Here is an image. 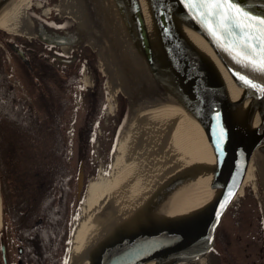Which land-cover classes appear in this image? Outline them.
I'll return each instance as SVG.
<instances>
[{
	"label": "water",
	"instance_id": "1",
	"mask_svg": "<svg viewBox=\"0 0 264 264\" xmlns=\"http://www.w3.org/2000/svg\"><path fill=\"white\" fill-rule=\"evenodd\" d=\"M5 1L0 0V9ZM144 1L154 37L141 0H108L107 22L114 33L125 38L129 47L124 43V47L118 44L117 48L109 44L107 28L95 9V0H82L84 26L72 16L55 10L60 0H51L49 4L57 14L54 22H45L29 11L34 34L27 39L46 46V52L56 62L46 56L42 58L56 67L62 62L89 63L94 58L105 77L104 92L111 111L118 115L121 100L128 108L122 132L134 114L133 97L147 92L156 97L177 95L195 104L210 119L221 140L188 151L113 224L89 238L69 264H137L144 258H153L156 264H224L221 251L216 249L218 231L245 189L259 158L264 156V71L253 63L259 60L258 53L264 45L257 33L237 27L234 21H224L222 25L219 13L213 14L215 10L210 11L204 0ZM236 3L256 15H264V0H236ZM179 20L196 31L222 64L180 28ZM92 42L106 47L110 66L122 74L128 93L121 87L123 81L116 84L114 80L110 84L99 49ZM249 44L255 47L250 48ZM8 45L35 75L26 52L15 42ZM237 90L244 92L234 97ZM211 158L218 161L222 174L212 202L169 211L168 204L183 183ZM261 185L264 193L262 181ZM83 186L81 163L77 175L78 198ZM0 205L2 210L1 176ZM259 209L264 234L261 204ZM3 255L8 264L5 247Z\"/></svg>",
	"mask_w": 264,
	"mask_h": 264
},
{
	"label": "bare ground",
	"instance_id": "2",
	"mask_svg": "<svg viewBox=\"0 0 264 264\" xmlns=\"http://www.w3.org/2000/svg\"><path fill=\"white\" fill-rule=\"evenodd\" d=\"M81 3L82 0H60L55 10L61 15L72 16L83 25L86 17L81 18V8L83 9ZM141 3L147 25L151 28L145 1L141 0ZM33 4L32 0H6L0 9V29L5 33L22 34L26 37L33 35L32 20L28 15ZM41 5L43 4H37ZM95 9L107 28L109 44L114 48H117L118 44L122 47L124 44L128 46L125 38L116 31L114 33L107 22L105 14H109L110 11L108 0H95ZM178 24L205 52L217 58L194 29L181 20ZM151 33L154 37L152 28ZM85 34L89 36L87 30ZM92 43L99 49L103 71L109 76L110 84L112 85L114 80L116 84L123 81L121 87L128 93L129 88L125 85L122 74L110 66L111 61L108 59L106 47ZM217 60L221 63L218 58ZM114 66L116 67V64ZM243 92L237 90L233 96L238 97ZM133 102L136 104L134 114L120 136L109 167V176L102 177L98 184L89 189L79 218L74 224L70 240L72 245L69 246L71 257H74L79 248L94 234L113 224L118 216L136 202L142 192L170 171L188 151L206 146L210 141L221 140L214 125L201 108L177 95L156 97L153 93L144 92L136 94ZM256 173L264 183V156L259 158L248 182L254 183ZM221 179L218 161L215 158L206 160L173 196V203L168 204L169 211L178 207H202L210 204ZM137 264L156 262L153 258H144Z\"/></svg>",
	"mask_w": 264,
	"mask_h": 264
},
{
	"label": "flooded vegetation",
	"instance_id": "3",
	"mask_svg": "<svg viewBox=\"0 0 264 264\" xmlns=\"http://www.w3.org/2000/svg\"><path fill=\"white\" fill-rule=\"evenodd\" d=\"M32 1L34 4L30 13L33 16L48 23L55 21L57 14L53 12L54 9L47 14L43 8L44 5L49 6L51 0ZM38 3L43 5L37 6ZM11 42H15L22 51L26 52L41 85L35 83L30 70L8 45ZM45 48L47 47L42 43L37 41L34 43L22 34L5 33L0 29V63L2 65L3 59L6 60L5 65L10 73L9 80L15 81L14 83L11 81L13 87L21 90L22 100L32 107L31 111L39 115L41 123H44V129H38L36 134L31 131L32 126L29 124L15 128L19 133H15L6 142L9 149L5 151L6 155L0 158L3 206L0 220V264H5L3 247H5L8 264H23L29 251L28 239L33 228L35 208L53 189V178L57 174L59 176L66 174L71 177L69 176L71 167L69 171H65L66 164L71 163V157L75 154L68 153L66 158L61 155L59 149L65 143L61 141L62 135L59 133L65 127L69 129L67 137L70 138L68 140V147H70L75 132L71 126L78 121L73 120V123H69L70 125H59L56 116L68 115V110L72 109L76 112L78 108H81V104L83 106L82 102H84V114H86L90 102H94L95 105L96 100L100 101L102 98L101 123L95 131L100 126L104 129L110 124L115 125L113 118L109 122L104 121L109 117L110 109L105 102L104 77L98 65L94 63V58L89 63L62 62L63 64L56 67L42 58L46 56L56 62ZM57 51L62 53L59 48ZM101 77L102 94L98 89V79ZM72 115L74 118L75 114ZM112 116L117 117L115 114ZM81 119L80 116L79 122ZM226 224L230 225L229 222ZM235 228L231 231L235 234L233 238H230L228 232L232 244L230 249L225 246L228 251L225 248L221 251L224 264H264L262 233L260 232L261 235L256 233L252 224L244 221H236Z\"/></svg>",
	"mask_w": 264,
	"mask_h": 264
},
{
	"label": "trees",
	"instance_id": "4",
	"mask_svg": "<svg viewBox=\"0 0 264 264\" xmlns=\"http://www.w3.org/2000/svg\"><path fill=\"white\" fill-rule=\"evenodd\" d=\"M59 24V23H58ZM6 60L3 59V64L0 65V158L5 156V151L9 149L7 141L15 134L19 133L15 128L24 125H31V131L36 134L39 130H43L44 123H41L39 115L34 114L25 101L21 98V90L13 87L10 82L9 69L5 65ZM100 75V73H98ZM31 74L37 85H41L39 78ZM101 76V75H100ZM99 77V76H98ZM99 92L102 88V77L98 79ZM89 104L88 111L80 121V128L77 136L78 147L76 164V171L73 173L72 169L68 177L62 174L53 178V189L43 197L40 204L34 211V222L32 232L28 239L29 251L23 260V264H63L64 258L67 255L70 240L72 237L71 220V203L73 199H77V189L75 186L77 180L78 167L81 163L84 165V186L81 193V198L77 199V205L80 204L84 192L86 190L87 182L90 174L95 171V166L91 164L90 156L92 155V146L94 133L96 127L101 123L102 98ZM29 110V111H28ZM70 114L56 116L59 125H68ZM128 116V108L124 100L120 101V108L117 117L113 118L115 125L110 124L109 127L104 128V135L106 137V149H109L107 160L108 164L111 161L113 149L116 145L118 137L125 126ZM68 128H64L59 134L65 144L62 145L60 153L65 158L70 151L68 147ZM25 133V132H22ZM69 163L66 164V170L70 169ZM74 181V184H73ZM55 185V187H54ZM68 206V207H67ZM67 211L69 214H67ZM239 221L249 222L255 228V232L263 234L262 215L259 209V204L253 200H247L243 206L242 213L238 216ZM235 219L229 221L230 225L227 228L230 238L235 236L234 231ZM261 235V234H260Z\"/></svg>",
	"mask_w": 264,
	"mask_h": 264
},
{
	"label": "rangeland",
	"instance_id": "5",
	"mask_svg": "<svg viewBox=\"0 0 264 264\" xmlns=\"http://www.w3.org/2000/svg\"><path fill=\"white\" fill-rule=\"evenodd\" d=\"M43 8L47 14L50 13V10H53L52 5H49V6L44 5ZM11 81L13 83L15 82L13 79H11ZM118 90H120V88H118ZM82 103H83V106L81 104L80 105L81 108H78V110L76 112H74V109H72L71 111L68 110V112L71 113L69 123H73V120L78 121L73 125L71 124L72 125L71 127H73L75 130V132L73 133L74 135L72 136L73 142L70 144L71 146L69 147V149H70L69 153L75 154V155L72 154L73 157H71V163H69L73 173L76 171V164L78 161L76 149L78 147L77 136H78V132H79V128H80L79 120H80V116L83 117L85 115L84 114L85 113L84 102H82ZM107 106H109V104ZM72 114H75L74 118H73ZM113 114H115V113H113L112 111H109V117L107 119H104L105 123L107 120L109 122L110 118L111 119L114 118L112 116ZM68 125H70V124H68ZM101 132H102L101 130L97 131L96 141L91 143L92 155L90 156V161H91V164L95 166V171L92 174H90V176H89L87 186H86V190L84 192V195H83V198H82L80 204L77 205V202L75 199H73V203H71V207H70L71 212H72L71 217L72 218L74 217V219L71 220V224H72L71 228L72 229L74 227L75 222L79 218L80 211L82 209L83 204L85 203L86 195H87L89 189L93 185L98 184L101 181L102 177H108L109 173H110L109 167L112 164L113 159L111 156V161L108 164L107 156H108L109 149L108 148L106 149V146H107L106 138L102 135ZM120 136L118 137L116 145L120 139ZM116 145L113 149L114 152L116 151V148H117ZM112 155L114 156V153H112ZM253 181H254L253 184H252V182L247 183L245 189L243 190L241 195L238 197V199L235 201V203L233 204V206L229 210V213L226 215L225 220H224L221 228L218 231V237H217L218 241H217V246H216L217 251H223L225 246L230 249L232 244H231L230 238L228 236V230H227L228 225L226 223H228L231 219H235V220L239 221L240 218H238L237 215L238 214L240 215L242 213L243 206L247 200L256 201L258 204H261L262 208L264 209V193H263L261 180L259 178L258 173L255 174ZM73 184H74V181H73ZM75 186H76V183H75ZM67 214H69L68 211H67ZM71 245L72 244L70 243L69 246H71ZM69 249H70V247H69ZM225 250L228 251L226 248H225ZM71 255H72V252L70 249V250H68L66 257L64 258L63 264H69L70 259H71Z\"/></svg>",
	"mask_w": 264,
	"mask_h": 264
},
{
	"label": "snow or ice",
	"instance_id": "6",
	"mask_svg": "<svg viewBox=\"0 0 264 264\" xmlns=\"http://www.w3.org/2000/svg\"><path fill=\"white\" fill-rule=\"evenodd\" d=\"M204 3L210 11L215 10L213 14L219 13L222 25L224 21H234L237 27L257 33L261 39V45H264V15H256L248 11L238 5L236 0H204ZM248 47L252 48L255 45L249 44ZM258 56L259 60H254L253 63L257 64L260 71H264V47L261 48Z\"/></svg>",
	"mask_w": 264,
	"mask_h": 264
},
{
	"label": "crops",
	"instance_id": "7",
	"mask_svg": "<svg viewBox=\"0 0 264 264\" xmlns=\"http://www.w3.org/2000/svg\"><path fill=\"white\" fill-rule=\"evenodd\" d=\"M95 135H96V133H95ZM103 136L105 137V135L103 134ZM97 138V137H96ZM106 138V137H105ZM94 141V140H93ZM101 141V140H100Z\"/></svg>",
	"mask_w": 264,
	"mask_h": 264
}]
</instances>
